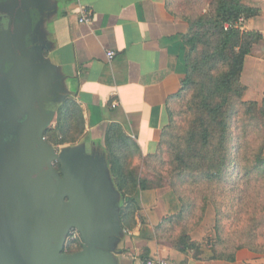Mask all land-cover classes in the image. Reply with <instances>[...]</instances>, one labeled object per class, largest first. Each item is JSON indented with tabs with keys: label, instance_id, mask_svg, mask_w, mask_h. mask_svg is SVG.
<instances>
[{
	"label": "crops",
	"instance_id": "crops-1",
	"mask_svg": "<svg viewBox=\"0 0 264 264\" xmlns=\"http://www.w3.org/2000/svg\"><path fill=\"white\" fill-rule=\"evenodd\" d=\"M10 1L16 2L15 8L23 5V0ZM48 1L49 9L42 14L44 18L37 31L47 46L43 49L44 57L62 74L60 86L65 98L46 132L55 128L61 108L72 99L81 110L84 132L77 143L60 148L85 144L89 152H106L109 163L106 136L109 128L116 126L129 144L139 147V160L156 155L169 125L168 103L181 89L187 74L183 36L188 24L178 12V0ZM243 1L259 10L256 17L245 21L243 29L261 34L262 40L245 59L241 84L246 89V102L261 103L264 98V0ZM84 9L93 13V24L79 22ZM11 14L17 25L22 24L16 11ZM109 52L115 53L112 61L108 58ZM37 54L32 51L29 58L23 55L26 57L24 71L25 67L43 69L45 63H41ZM50 74L54 78V73ZM46 79H40L41 83L46 85ZM33 83L31 93L42 86ZM113 104L117 107L113 108ZM53 105L45 104L47 113L53 110ZM109 166L111 169L110 163ZM134 200L140 211L133 219V229L128 232L123 228L126 235L118 245L122 252L118 264H147L158 258L173 264H264V256L248 250L239 251L235 262L197 261L158 240L141 239V217L155 228L167 215L177 213L179 207L172 193L162 189L139 190ZM124 203L123 200L121 214Z\"/></svg>",
	"mask_w": 264,
	"mask_h": 264
},
{
	"label": "trees",
	"instance_id": "trees-1",
	"mask_svg": "<svg viewBox=\"0 0 264 264\" xmlns=\"http://www.w3.org/2000/svg\"><path fill=\"white\" fill-rule=\"evenodd\" d=\"M177 9L188 24L183 36L187 74L181 89L168 103L169 125L162 135L159 152L143 159L145 162L162 159L166 146L170 157L167 171L149 175L153 179L139 173L132 167L141 158L139 147L129 144L116 126L109 128L106 136L112 174L125 198L121 214L123 228L129 232L134 227L133 219L140 211L134 196L139 190H158L169 186V182L174 188L179 182L200 189L202 197L193 198L173 190L181 207L176 216L167 220L169 224L185 222L194 214L197 204L201 205L202 214L205 205L210 203L219 216L223 215L219 199L231 190L238 195L233 199L238 207L236 216L232 217V231L226 234L229 238L226 240L225 227L220 226L217 240L209 244L214 258L208 260L235 262L241 250L264 255V215L261 216L264 191L255 193L249 188L253 177L264 172L262 148L254 154L250 148V143L263 135L264 98L261 106L246 102V89L241 84L245 59L262 36L236 27L241 18L252 19L259 10L243 0H178ZM176 110H180L178 114ZM177 115L182 117L184 125L174 134ZM83 132L81 110L76 101L69 99L60 110L57 125L45 133V138L54 146L62 147L77 143ZM160 164L162 168L166 166L165 161ZM239 176L242 188L238 190L234 181ZM228 181L231 187L225 188ZM256 209H260L258 216L251 212ZM131 222L133 225L128 229L126 223ZM164 225L162 222L153 228L141 217L139 238L160 242L158 234ZM187 233L183 226L172 247L180 253L195 250L194 259L202 260V247L191 242ZM73 245L82 249V241L72 242L69 236L65 251L72 254L81 250Z\"/></svg>",
	"mask_w": 264,
	"mask_h": 264
},
{
	"label": "water",
	"instance_id": "water-1",
	"mask_svg": "<svg viewBox=\"0 0 264 264\" xmlns=\"http://www.w3.org/2000/svg\"><path fill=\"white\" fill-rule=\"evenodd\" d=\"M48 3L23 0L15 8L16 2L0 0V76L8 82L0 103V264H118L126 235L123 196L106 152H89L85 144L57 148L45 139L65 98L62 74L44 57L47 46L37 31ZM6 10L16 11L22 24ZM32 51L45 66L24 71L23 55ZM33 82L42 86L31 93ZM47 103H54L49 113ZM21 116L27 119L18 124ZM8 134L14 135L6 141ZM73 230L83 247L69 254L65 246Z\"/></svg>",
	"mask_w": 264,
	"mask_h": 264
},
{
	"label": "rangeland",
	"instance_id": "rangeland-1",
	"mask_svg": "<svg viewBox=\"0 0 264 264\" xmlns=\"http://www.w3.org/2000/svg\"><path fill=\"white\" fill-rule=\"evenodd\" d=\"M197 11H199L198 8H197ZM258 104L261 106L262 102ZM179 111L180 110H176L175 113L178 114ZM183 125H184V122H183L182 117L177 115L176 123H175L176 129L175 131H173L174 134H176L177 129H182ZM53 126H55V123L53 124ZM57 148H60V147H57ZM164 148L165 149L163 152L162 159L150 160L148 162H145L143 159L141 160L137 159L132 163V167L134 169H137L139 173H143V175H146V176L153 175L155 173L159 174L161 170L163 171V169L167 171L168 169L167 165H168V161L170 157H169V151L167 147L164 146ZM250 148H251L252 154L256 152L255 150L262 148L263 150L262 152L264 155V128H263L262 137L256 140V142L253 141V143H250ZM160 161L166 162V166H164V168H162ZM149 177H152L153 179V176H149ZM234 182L236 183L238 190L239 188H242V181H241L240 176L236 178ZM177 183H178L177 188H174V186L171 185V182H169V186L165 188H161V189L168 190L172 193L174 200L176 201L179 209L181 207V204L178 202V199L176 195L174 194L173 190L177 189L183 195L190 197V198L195 197V195L198 197L199 196L202 197V194L199 191L200 189L197 188L196 186L190 183H186L185 185L184 184L180 185L179 182ZM230 187H231V181H228V184L225 185V188H230ZM249 188H251L250 191L255 192V193H257L259 190L264 191V172H260L253 177V181L251 183V186H249ZM236 198H238V195L237 194L234 195V193L231 190L229 191L227 190L226 192L223 193L222 200L219 199V201L221 202V210H223V215L221 216H219V212H217L216 208L210 203H207L205 205L206 207H205L203 214L199 210L201 205L197 204L196 208L193 209L194 214L192 213V216H190V218L187 219L185 222H183L182 220L177 221L173 224H169L167 222L169 218H171L172 216H176L179 213V211H177V213L173 215H167V217H165L163 220V223L165 222V225L163 226L162 230L158 234L160 243L166 246H173L172 245L173 241L176 238H178L180 234L183 232V226H184L188 232L187 234L191 238V242L196 243L202 247L201 250L204 253V255H202V260H205V259L208 260V259L214 258L213 251H211V245L209 244H212V242H215L217 240L218 229L220 228L221 225H224L225 227L226 240L229 239L227 238L226 234H229L232 231V221H233L232 217L234 218L236 216V213H237L236 209L238 207L236 202L233 201V199H236ZM123 200L125 201V198ZM263 201H264V196H263ZM251 212H253L254 214H256V216H258V214L260 213V209H256L254 211L251 210ZM263 215H264V211L261 212V216ZM245 219L247 221L248 216H246ZM132 225H133V222L126 223V227L128 229H130ZM262 231L264 232V230ZM70 241H72L71 238H70ZM74 247H79L78 249H81L79 245H76ZM82 247H83V244H82ZM219 251L222 252L220 249ZM184 254L194 259L195 258L194 256L196 255V251L189 250L188 252ZM261 256H264V255H261Z\"/></svg>",
	"mask_w": 264,
	"mask_h": 264
},
{
	"label": "built area",
	"instance_id": "built-area-1",
	"mask_svg": "<svg viewBox=\"0 0 264 264\" xmlns=\"http://www.w3.org/2000/svg\"><path fill=\"white\" fill-rule=\"evenodd\" d=\"M93 17L94 16H93L92 12H89L88 10L84 9V10H82V16H81L79 22L81 24L91 25V24H93V21H94ZM244 23H245V20L243 18H241L239 20V22L236 24V27L240 28L241 30H244L243 29ZM228 27H229V25L226 26V28H228ZM114 57H115L114 52L108 53V58L110 61H112L114 59ZM116 107H117V104H113V108H116ZM70 238L72 239L73 242L78 240L79 239L78 232L73 230V232H71V234H70ZM147 264H173V263L169 260L158 258L156 260L148 261Z\"/></svg>",
	"mask_w": 264,
	"mask_h": 264
},
{
	"label": "flooded vegetation",
	"instance_id": "flooded-vegetation-1",
	"mask_svg": "<svg viewBox=\"0 0 264 264\" xmlns=\"http://www.w3.org/2000/svg\"><path fill=\"white\" fill-rule=\"evenodd\" d=\"M2 46V45H1ZM8 82L6 81H3L1 76H0V103L3 105V101H5L6 99V96H7V89H8V86H7ZM35 106L38 107V104H37V101L35 102ZM27 119V116L26 117H19L17 120H18V124H22L25 120ZM3 124H7V122H3ZM12 125H16L15 123L12 124ZM15 129V127L13 128ZM14 133L17 132V130H13ZM13 135L14 134H8V137L5 139L6 141L10 140L13 138Z\"/></svg>",
	"mask_w": 264,
	"mask_h": 264
}]
</instances>
